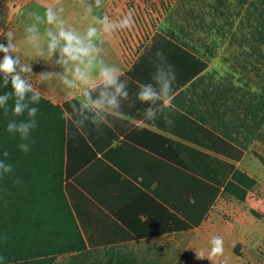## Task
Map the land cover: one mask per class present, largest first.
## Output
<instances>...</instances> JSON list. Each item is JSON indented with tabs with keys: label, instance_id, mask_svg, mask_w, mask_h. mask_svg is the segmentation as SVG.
<instances>
[{
	"label": "crops",
	"instance_id": "0c3cea01",
	"mask_svg": "<svg viewBox=\"0 0 264 264\" xmlns=\"http://www.w3.org/2000/svg\"><path fill=\"white\" fill-rule=\"evenodd\" d=\"M90 3L93 11L91 28L97 29L100 36L91 40L93 51L84 57L66 78L61 75L57 78L56 73L42 78L43 71L39 68L42 65L41 59L34 58L29 59L26 66L15 65V72L10 75L19 74L33 90L54 103L62 104L68 99L77 98L97 109L101 121L99 127H95L96 134L100 131L103 141L111 139L119 144L116 151L117 160L125 168L124 171L133 173L131 177L126 174H122V177H102L98 187L105 203L131 225L133 223L141 226L146 222V215L141 211H152L155 204L148 195L150 190L144 188L140 182L142 177L150 179L154 177V173H162L161 187L165 190L173 187V159L179 162L188 161L189 150L184 146L210 152L190 142L202 136L203 131L199 126L216 132L242 148V158L232 162L257 181L244 201L252 200L259 185L261 191H264V183L261 180L264 175L261 166L264 165L259 159V156L264 157V100L262 94L258 93L262 90L261 84L248 83L250 75H260L264 70V39L251 35L249 29L252 28L253 21L250 19L251 15L247 18L246 5L243 7L242 2L240 14L237 15L236 11L225 12L227 6L215 4L214 1V4L208 5V10L202 8L199 14H193V19L179 16L178 14L184 11L177 8L173 16L177 20H172L163 30L158 29L156 25L146 45L134 54L129 44H135L140 38L141 30L136 23L134 8L128 7L126 0H99V3L97 0H90ZM129 15L131 26L121 27V21ZM105 18L113 26L110 32H105L100 23ZM194 27H197L195 33L192 31ZM156 34L173 40L203 59L207 62V67L181 84L179 81L188 69L160 67V64H155L151 53L147 61L132 69V65L138 63L144 48H148ZM174 52L179 56L182 54L180 51ZM167 53H170V50L162 46L154 53L157 55L153 56ZM23 67H28L30 71L22 72ZM104 67L116 70L118 82L124 84V91L128 93L126 98L117 96L119 106L115 108L106 103H93L101 98V93L110 96L115 91L111 87L105 88L103 84L100 71ZM77 68L86 74L83 81L76 78ZM51 71L48 70L47 73ZM128 72H132L133 76L128 75ZM161 72L163 77L158 81L157 77ZM164 81L170 83L167 95L162 91ZM149 84L158 93L159 99L154 102H142L138 99V93L143 86ZM98 85H101L100 89H94ZM90 91L95 98L83 99L82 93ZM90 175L91 173L87 175L85 181H89L91 186L96 179L93 176L91 179ZM146 182L149 187L156 185L150 184L148 180ZM218 200L219 198L202 222L190 230L137 237L123 241L119 247L123 251L135 253V250L128 247L136 242H147L171 233L195 230L199 235L197 240L205 241L198 243L199 250L210 251L211 239L220 236V216L212 211ZM257 222L252 221L251 224ZM165 225L167 222L163 221V226ZM238 225L237 222H230L229 227L230 230L233 228L238 232L237 235L235 233L231 236V232L222 233L220 236L223 249L232 250L240 244L243 249H249L255 241L264 240V225L258 231L254 230L256 225L244 227V230H240ZM103 226V230H108L106 225ZM138 257L144 262L145 257ZM237 261L234 259L230 264H236ZM222 262L216 260L212 264ZM223 264H227L226 261Z\"/></svg>",
	"mask_w": 264,
	"mask_h": 264
},
{
	"label": "trees",
	"instance_id": "16d2710c",
	"mask_svg": "<svg viewBox=\"0 0 264 264\" xmlns=\"http://www.w3.org/2000/svg\"><path fill=\"white\" fill-rule=\"evenodd\" d=\"M162 46L170 53L153 56ZM150 53L160 67L188 69L179 84L207 67L203 59L156 34L132 69L147 61ZM11 77L0 72V97L8 95L0 105V264H55L59 257L62 264H146L119 244L190 230L202 222L218 198L244 201L257 183L232 162L242 158L240 146L199 126L202 136L190 142L212 153L184 146L189 150L188 161L173 159L175 185L170 189L161 187L162 173L142 177L140 182L150 190L155 206L141 211L146 215L141 226L131 225L100 196L102 177L133 173L124 171L117 160L119 144L103 141L100 131L96 134L101 121L97 109L77 98L54 103L31 88L22 101L24 111L17 115ZM86 93L83 99L93 97L91 91ZM34 94L38 101L31 99ZM33 108L36 114L30 116ZM9 124L14 126L11 131ZM20 124L29 125L27 133L18 130ZM259 159L264 165V157ZM90 173L96 179L91 186L85 181ZM147 180L155 187H149Z\"/></svg>",
	"mask_w": 264,
	"mask_h": 264
},
{
	"label": "rangeland",
	"instance_id": "374dc122",
	"mask_svg": "<svg viewBox=\"0 0 264 264\" xmlns=\"http://www.w3.org/2000/svg\"><path fill=\"white\" fill-rule=\"evenodd\" d=\"M214 1L215 4L227 6L225 12L236 11L237 15L240 14L243 2V7L246 5L247 8V18L251 15L250 19L253 21L252 28L249 29L251 35L264 39V0H126L127 6L133 7L136 11V23L141 27L140 38L135 44H129L131 52L135 54L146 45L156 25L158 29L163 30L168 23H172V20H177L173 18L177 8L184 11L178 14L179 16L193 19V14H199L202 8L208 10V5L214 4ZM49 11L55 16V22L51 24L47 20ZM92 14L90 0H0V48L7 49L0 51V63L5 56L17 61L15 65L18 66H26L31 58L41 59L42 65L39 68L41 72L43 71L42 78L55 73L57 78L60 75L66 78L80 61L62 58L60 52L64 46L62 40L51 53L48 45L53 37H58L61 29L85 38L93 23ZM193 30L195 33L197 27L192 28ZM99 36L100 33L96 29L93 38ZM85 43H88L87 39ZM48 70L52 71L47 73ZM248 83L261 84L262 90L258 93L264 95V70L260 75H250ZM261 167L264 169V166ZM261 180L264 183V175ZM257 189L252 200L235 202L219 199L215 203L212 211L220 216L221 225L218 230L220 236L222 233L232 232L231 236L238 234L233 228L230 230V222H237L240 230L256 225L254 230L258 231L264 225V191H261L260 185ZM252 221L259 222L252 225ZM198 236L195 230L176 232L151 241L136 242L128 248L135 250L138 256L145 257L146 264H212L216 260L223 261L222 264L225 261L230 264L234 259L238 260L236 264H264V240L255 241L249 249H243L240 244L234 246L232 250L223 249L222 255L211 257L210 251H201L197 247L198 243L205 242L198 241ZM62 262L63 257H59L55 264Z\"/></svg>",
	"mask_w": 264,
	"mask_h": 264
},
{
	"label": "clouds",
	"instance_id": "9594fccd",
	"mask_svg": "<svg viewBox=\"0 0 264 264\" xmlns=\"http://www.w3.org/2000/svg\"><path fill=\"white\" fill-rule=\"evenodd\" d=\"M97 3H99V0H97ZM47 20L48 23H54L55 22V16L49 11L47 13ZM100 23L103 25V29L105 32H110L113 28L112 25H110L107 22V18L100 21ZM121 27H130L131 26V20L130 15L125 20L121 21L120 23ZM51 35V33H49ZM96 35V29L95 28H89L86 34L85 38H81L80 36L76 35L75 33L71 31H65L61 29L58 33V37H53L52 41L49 43V53L56 47L57 43L62 40L64 42V46L60 49L62 58L66 57L68 60L72 61H82L84 57H87L91 54L93 51L91 39ZM85 39H87L88 43H85ZM0 51H7V49L0 48ZM17 63V61H14L10 59L8 56H5L3 59V62L0 63V72L5 73L6 75L14 73L15 68L14 65ZM22 72H28L30 69L28 67L21 68ZM76 78L83 81L86 78V74L82 72L79 68L76 69ZM100 76L103 80V84L105 88H114V94L108 95L107 93H101V98L97 101H93V103L97 105H103L107 104L111 107H118V100L117 96H123L127 97L128 93L124 91V84L118 82V76L116 74V70L108 67H104L100 71ZM163 77V73L161 72L160 75H158L157 80H161ZM11 83L12 88L14 90V95L17 97L15 106H14V113L19 115L24 111V108L26 107L25 104L22 103V101L25 98V94L29 91H31V86L26 83L25 80L21 79L19 74L12 75L11 77ZM162 91L165 95L170 91V83L168 81L163 82ZM87 95V93H86ZM8 99V95L6 94L3 97H0V105H2L6 100ZM34 101L39 100V96L34 94L31 98ZM138 99L142 102H154L156 99H159V95L156 91H154L153 87L149 85H145L141 88V90L138 93ZM36 109H30L29 115L34 116L36 114ZM13 125H8V130L11 131L13 129ZM29 128V125L20 124L18 126V130L21 133H27ZM2 166V165H0ZM10 170V169H6ZM211 243V250H210V256L216 257L218 255H222L223 253V240L220 237H213L210 241Z\"/></svg>",
	"mask_w": 264,
	"mask_h": 264
}]
</instances>
